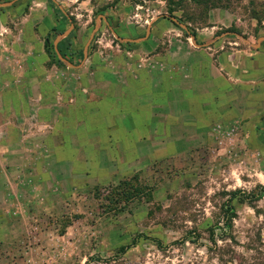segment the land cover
<instances>
[{
  "label": "rangeland",
  "instance_id": "1",
  "mask_svg": "<svg viewBox=\"0 0 264 264\" xmlns=\"http://www.w3.org/2000/svg\"><path fill=\"white\" fill-rule=\"evenodd\" d=\"M50 1L66 21L51 30L47 50L57 55L54 41L73 23L60 48L75 65L94 33L92 52H110L123 66L110 30L167 15L168 4L194 32L222 13L216 41L226 47L256 44L264 20V0ZM238 121L216 118L209 134L180 127L153 146L150 138L135 161L117 147L122 164H100L72 180L56 166L42 177L22 159L13 170L0 166V264H264V197L239 199L264 188V130L248 135ZM171 140L176 147L166 149ZM234 192L232 215L226 203Z\"/></svg>",
  "mask_w": 264,
  "mask_h": 264
},
{
  "label": "crops",
  "instance_id": "2",
  "mask_svg": "<svg viewBox=\"0 0 264 264\" xmlns=\"http://www.w3.org/2000/svg\"><path fill=\"white\" fill-rule=\"evenodd\" d=\"M15 1L0 2V44L8 49L0 47V166L7 170L22 159L42 177L56 166L72 180L100 164H122L117 147L135 161L148 139L158 145L180 127L209 134L216 118H238L248 135L264 130V20L261 27L252 19L261 27L256 44L226 47L216 41L222 13L213 12L196 32L166 14L144 23L127 19L110 30L123 66L110 52L106 58L92 52L90 39L80 64L57 54L58 65L45 41L66 21L65 12L62 21L50 0ZM100 125L108 142L100 139Z\"/></svg>",
  "mask_w": 264,
  "mask_h": 264
},
{
  "label": "trees",
  "instance_id": "3",
  "mask_svg": "<svg viewBox=\"0 0 264 264\" xmlns=\"http://www.w3.org/2000/svg\"><path fill=\"white\" fill-rule=\"evenodd\" d=\"M196 3H197V2H196ZM174 12H175V9L171 8V7L169 6V4H168V14H167L166 16H164V17L170 19L169 17L173 16V13H174ZM177 19H178L179 21H181V19H179V18H177ZM170 20H171V19H170ZM172 22H173V21H172ZM174 23H175V22H174ZM177 25H178V24H177ZM188 28H189V27H188ZM61 42H62V41H61ZM61 42H60V43H61ZM45 43H46V47H47V49H49L48 38L46 39ZM60 43H58V50L60 51V53L63 55V57H64L66 60H68V61L71 62V63H74L73 59H72L69 55H67V54H65V53H63V52L61 51ZM48 52L51 53L52 61H53L54 63H57L58 65H63V62H62L60 59L57 58V55H56V54L52 53L50 50H48ZM237 195H238L237 192H234V193L232 194V197L230 198V200H228V202L226 203L227 210H228V212H229L230 214H232V215L235 214V210H234V207H233L231 201H232ZM242 195H243V196H242L241 198H239L241 202H244V201H250V202H251V201H256V200H259V199H261L262 197H264V188H261L260 191H258V192H253V193H251V194L243 193ZM128 198H129V197H128ZM122 249L124 250L125 247H123Z\"/></svg>",
  "mask_w": 264,
  "mask_h": 264
},
{
  "label": "water",
  "instance_id": "4",
  "mask_svg": "<svg viewBox=\"0 0 264 264\" xmlns=\"http://www.w3.org/2000/svg\"><path fill=\"white\" fill-rule=\"evenodd\" d=\"M11 3H12V1L9 2L8 4H11ZM0 5H3V4H0ZM169 18H170L173 22H175L176 24H178L180 27H182L183 29H185V30L188 29L187 25L184 24V23H182L181 21H179L176 17L171 16V17H169ZM104 19H105V18H104ZM72 28H73V23H71L70 28H69L66 32L61 33V34L57 37V39L55 40V42H54V46H55L56 52H57L59 58H61L62 60H65V58L59 53V51H58V47H57V44H58V41H59L60 39H62V38H64V37L68 36V34L71 32ZM96 29H97V27H96ZM96 29H95V30H96ZM235 34H236L238 37L243 38L241 35H239V34H237V33H235ZM93 36H94V33L91 34V38H90V40L93 38ZM244 40H245L246 42H249L247 39H244ZM88 44H89V43H88ZM194 44H195L196 46H201L200 44H197L195 41H194ZM86 48H87V46H86ZM68 64L72 65V64L69 63V62H68Z\"/></svg>",
  "mask_w": 264,
  "mask_h": 264
}]
</instances>
